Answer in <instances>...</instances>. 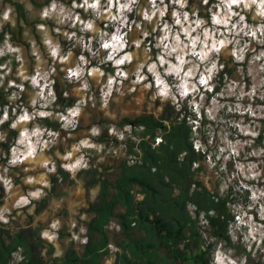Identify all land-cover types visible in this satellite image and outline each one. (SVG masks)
Listing matches in <instances>:
<instances>
[{
	"label": "clouds",
	"instance_id": "9594fccd",
	"mask_svg": "<svg viewBox=\"0 0 264 264\" xmlns=\"http://www.w3.org/2000/svg\"><path fill=\"white\" fill-rule=\"evenodd\" d=\"M200 4L207 6V18L201 16L202 9L197 4L192 5L191 11L186 10L189 8V0H80L79 3L72 0L71 6L61 0H51L39 15L42 20H53L56 27L49 29L46 24H37L36 28L43 34L42 44L52 63L48 64L36 40L30 38L31 55L37 62L32 74L28 72L24 50L20 46H13L11 35L5 33L3 46H0V58L6 55L14 56L19 64L17 78L21 81L19 84L14 80L8 81V88L19 90L13 91L8 99H19L20 93L25 91V83L35 90L30 99L31 112L23 105L11 108L16 119L12 121L10 128L15 130L19 127L20 131L15 144L10 148L8 167H4L0 174V184L4 186L6 198L15 195V185L7 175L9 167L35 162L41 164L47 173L57 172V165L52 157H45L43 154L46 149L58 144L61 134L40 123H33L38 118L59 121L63 130L74 131L89 102L93 108L96 106L92 80H95L99 87L102 109H107L110 102L119 104L123 97L131 96L138 88L150 91L154 89L150 100L162 101L158 112L163 111V102L170 101L176 112H181L186 106L192 114L187 116V124L192 128L191 143L197 153L205 155L210 172L216 169L219 163V170L214 175L220 180L221 196L227 193L229 187H232L234 192L249 193L247 205L242 201L227 205L235 217V221L229 222L228 225V235L233 244L240 241L252 252L253 257L256 256L253 244L256 250L264 251L261 248V245H264V223L257 222L256 219L258 216L259 221L264 222V159H261L264 157V146L253 147L261 134L260 130L264 128V125L259 123L264 121V103H256L257 100L264 101V0H215L210 6L209 0H200ZM25 7L32 11L31 4ZM77 9H83L88 18H83ZM13 13L14 8L6 5L0 16V30H3V22H11L15 27ZM133 14L139 19L130 18ZM169 16L170 19H166ZM98 22L103 23L104 27L101 28ZM65 27L77 31H67L64 30ZM52 32L63 35L72 46L65 51L60 41L51 35ZM134 32L139 35L130 36ZM89 33L92 35H87ZM29 35L27 31L24 33L25 37ZM149 37L152 39L149 40ZM77 47L80 49V55L73 62L74 49ZM153 49L156 50L155 58L152 55ZM84 53H88V56ZM228 57H231V64L227 63ZM222 58L224 63L221 62ZM92 60L97 63L92 65ZM134 61V69L130 70L128 66L133 65ZM57 63L65 65L60 69L65 73L63 79L78 84L79 87L75 91L82 94L73 106L64 108L62 112L51 110L57 100L54 91L56 81L53 79L57 75ZM11 64L12 60L9 59L0 65V87H3L6 77L12 73ZM108 64H111L114 73L102 67ZM233 66L239 79L230 78L224 72L226 67ZM222 72L224 75L221 87ZM125 81L129 82L127 86ZM217 87H221L219 92L215 91ZM8 88L5 89L6 92ZM64 96L67 97L68 93L65 92ZM140 99L133 97L136 103H140ZM151 107L149 104V110ZM9 108L10 105L3 107L0 125L9 121ZM106 115L110 119H116L112 112H107ZM245 117H248L247 121ZM205 118L210 123L204 124ZM184 119L185 114L181 113L180 120ZM30 123L31 128L28 127ZM163 123L171 130L168 121ZM107 128L109 135L120 141L126 139L125 133L132 131L130 125H125L123 131H119L115 124L107 125ZM137 130L144 131V128L140 126ZM201 130L207 136V144L203 142ZM101 133L102 127L93 125L84 138L71 146L70 151H66L63 156L59 151L56 152L57 157L67 161L60 167L69 172L72 178H75L79 171L90 167L85 149L95 150L97 153L105 150L103 143H95L89 138L99 137ZM6 137L7 133H0V142H5ZM161 143H164L163 135L158 134L153 147ZM124 147L126 146L122 144L121 148ZM112 151L111 148L108 149L109 154ZM77 153L79 155H76ZM187 155L186 151L182 152L179 159L182 161ZM230 160L234 165V171L231 173L227 167ZM103 161L104 156H101L98 163ZM132 163H135V158L129 157V164ZM192 167L195 171L200 164L193 162ZM24 170L27 172L30 169ZM155 171L153 168V172ZM221 173L225 175L221 177ZM43 179V176L40 180L27 176L24 182L32 185L40 183ZM209 179L211 177H205L204 182L205 186L210 188ZM233 181H238V185L233 184ZM77 184L80 185L77 192H80L82 183L77 181ZM50 186V182L44 181V187ZM190 191H196L195 184ZM98 192L99 186L91 190L93 200ZM45 195L42 188H36L28 191L26 195H20L12 207L23 208L31 204L32 200H39ZM34 207L33 205V209ZM187 209L195 218L196 206L189 203ZM10 215L11 209L7 203L0 207V222L8 224ZM207 215L215 216L216 212L210 210ZM199 222L204 227L209 225L204 212L200 213ZM72 227H75V222ZM59 228L60 221L54 220L50 229L41 233L42 238L49 242L57 241ZM80 233H86V229L82 227ZM203 235L209 243H216L215 237ZM72 238L82 244L88 242L86 236L80 240V236L75 233ZM225 244V241L216 243L211 264H247L246 255L236 256L235 249L226 248ZM109 247L113 251L118 250L111 244ZM22 251L20 249L12 254L15 260L23 259L20 255ZM61 255L57 245L55 256ZM108 264H111V261Z\"/></svg>",
	"mask_w": 264,
	"mask_h": 264
},
{
	"label": "trees",
	"instance_id": "16d2710c",
	"mask_svg": "<svg viewBox=\"0 0 264 264\" xmlns=\"http://www.w3.org/2000/svg\"><path fill=\"white\" fill-rule=\"evenodd\" d=\"M193 4L194 0H189L188 11H191ZM199 6L202 4L199 3ZM20 14L23 18L24 10ZM200 14L203 16L202 12ZM3 36L2 34L0 39ZM221 62L224 63L225 60L221 59ZM111 72L114 73V70ZM224 72L232 75L234 70L226 67ZM224 72L220 74V81L223 80ZM54 89L57 95L55 106H58L54 111L62 112L64 108L77 102L76 97H64L65 90H60L57 82ZM219 90L220 87L215 89L216 92ZM181 113L176 112L168 101L163 105L159 117L142 114L134 119L125 117L116 124L121 130L125 125H130L132 130L143 126L144 131H139L138 134L139 151H128L129 156H139L141 163L129 165L128 159L124 161L120 166V175L114 182L104 179L94 183V178L93 181H87V187L99 184V194L98 201L88 208L93 217L87 224L88 242L80 255L71 248L63 259L54 257L55 247L42 238L41 226L33 227L28 222L24 227L10 230L8 225L0 222V264H10L12 254L18 248L23 250L24 256V260L18 264H50L59 260H62V264H103L111 252L109 245L112 238L108 226L114 219L122 236L121 242L117 244L120 252L115 253L114 264H211L213 243L204 238L199 222L200 213L204 212L205 219L209 221L211 238L232 244L228 225L235 217L227 207L232 199L228 193L221 196L218 189L209 191L196 180L202 167L194 171L193 162H200L206 157L197 153L191 143L192 128L187 124V116L192 114H186L181 121ZM44 121L51 129L61 128L59 122L51 123L50 119ZM163 121L170 123L171 130ZM203 123L207 124L206 118ZM9 124L10 122L4 127L8 128ZM261 124L264 125V121ZM260 131L255 143L263 144L264 128ZM158 134L163 135L164 143L153 147ZM105 139H110L108 130L98 141ZM0 146L9 155L10 146L5 142H0ZM185 151L188 155L181 161L179 157ZM153 168L156 169L155 172ZM60 178L69 181L70 175L58 167L50 181L55 185ZM193 184L196 186L195 192L190 191ZM137 194L143 195V199L138 200ZM5 197V189L0 185V207ZM40 202L36 214L48 206V199ZM189 203L196 206L195 218L187 209ZM210 210H214L216 215H207Z\"/></svg>",
	"mask_w": 264,
	"mask_h": 264
},
{
	"label": "rangeland",
	"instance_id": "374dc122",
	"mask_svg": "<svg viewBox=\"0 0 264 264\" xmlns=\"http://www.w3.org/2000/svg\"><path fill=\"white\" fill-rule=\"evenodd\" d=\"M50 2H48V0H23V2H21V0H0V16H2L6 5H11L14 8L13 18L15 19V27L12 26L11 22H3V30H0V37L2 34L4 36L2 39H0V46H3L5 33L10 34L11 43L13 44V46H20L24 50V56L25 59L27 60L26 66L28 68L29 74H32L34 72L37 63L35 57L31 55V45L29 43L30 38H34L36 40L37 46L44 54V58L48 60V64L50 65L52 63L51 59L47 56L44 45L42 44L43 34L39 32L36 28L37 24H46L49 27V29L56 27L53 20H42L39 15L42 8L50 4ZM61 2L71 6L72 0H61ZM77 2L79 3L80 0H77ZM142 2H144V0H142ZM194 2L195 4L199 5L200 0H194ZM214 2L215 0H209V6ZM27 4L32 5V11H28L26 9L25 5ZM200 7L202 8L201 11L202 15L205 16V18H207L206 17L207 6L202 5ZM22 10H24V14H25L23 18H21V14H20ZM77 11L81 14L83 18L85 19L88 18V14H85L83 12V9H77ZM130 18L139 19V17H135L134 14ZM166 19H170V16L166 17ZM99 26L101 28L104 27L103 23H99ZM64 30L77 31V29H68L66 27ZM110 30L111 29H109V31ZM149 30H151L150 26H149ZM26 31L29 32L30 34L29 37L24 36V33ZM51 35L55 39H58L60 41L65 51H67L68 48L72 46L71 42L68 41L63 35L57 34L55 32H52ZM87 35L90 36L92 34L89 33ZM138 35L139 34L135 32L133 34H130V36L133 37ZM151 39L152 38L149 37V40ZM145 43L147 44L148 41H146ZM155 52L156 50L153 49L152 52L153 58H155ZM79 55H80V49L79 47H77L76 49H74L73 62H75L76 58ZM84 55L88 56V53H84ZM9 59L12 60V64L10 65L12 68V73L11 75L6 77L3 87H0V108L3 109L2 104H4L5 106L10 105L9 108L10 119L4 125H6L8 122H10L11 124L12 121L16 119V117L12 115L11 108L17 107V105H23L24 107L28 108L29 112L32 111L30 107V99L35 91L34 89L31 88L29 84L25 83V91L23 93H20L19 99L15 101H10L8 99V97L11 95L13 91H17V92L19 91L18 89L8 88V81L14 80L15 83L17 84L21 82L17 78V69L19 67V64L15 60L14 56H7L0 58V65L6 63ZM89 59H91V57H89ZM230 59L231 57H228L227 61H229ZM96 63H97L96 60H92V65H95ZM135 63L136 62L134 61L133 65L128 66L130 70L134 69ZM229 63L231 64V61H229ZM62 67H65V65H61L59 63L56 64L57 75L54 76L53 79H55V81L59 84L60 90H65V92L68 93L67 97L73 96L76 97L77 100L80 99L82 94L77 93L75 91V89L78 88L79 85L74 83H69L68 81L63 79L65 73L60 71ZM102 67H104L108 72L114 70L111 64ZM230 69H233L234 72L232 75H228V74L227 75L230 78L239 79V77L236 76L235 66L230 67ZM149 80H151V76H149ZM91 83L93 85V91L96 97L95 108H93L91 102H89L88 106L85 107L84 109V113L80 117V122L78 127L74 131H72L71 129H69V131H65L62 128H60L59 130L52 129L53 131L60 132L61 134L60 141L58 142L57 145L53 146L52 148L46 149L43 155L45 157H52V159L55 161L57 165V171H58V167H60L62 163H67V161H62L59 157H57L56 152L59 151L61 156H63L66 153V151H70L71 146L75 143H78L80 139L84 138V136L88 134L90 128L93 125H100L102 127V133H101L102 135L106 130H108L107 125L110 124L116 125L121 121V119L125 117L134 119L142 114H154L156 117H159L160 114L162 113L157 111L159 108H161L162 101L160 99H157L155 101L150 100L152 91H154V89L150 91V90H141L138 88L136 93H133L131 96L126 95L125 97H123L119 104L115 102H110L107 109H102L100 104L99 87L97 86L95 80H92ZM248 83L249 85L251 84L250 79L248 80ZM128 84L129 82L125 81V85L127 86ZM220 85L221 87L223 86V80L220 81ZM6 88H8L7 92L5 91ZM115 96L116 94L114 93V97ZM210 96L211 94H209V98ZM133 97L141 98L140 103H136L135 100H133ZM130 101L131 103H129ZM166 103L167 102H163V105ZM245 103H247V101H245ZM256 103L260 104V103H264V101L257 100ZM149 104L152 105L151 110H149ZM55 108H58V106H55L54 104L51 110ZM107 112L114 113L116 119L115 120L110 119L109 116L106 115ZM181 112L184 113L185 115L191 114L190 112H188L186 106L182 109ZM2 115H3V111L0 110V116ZM17 115H19V108H17ZM245 120L247 121L248 117H245ZM206 121L207 124L210 123L207 119ZM50 122L56 123L59 121L50 119ZM33 123H40L50 128L47 125V123L44 121V119L38 118V120ZM259 123H261V121ZM10 124L8 128H5L4 125H0V133H7L5 143L9 145L11 148L15 144L16 139L18 138L20 128L18 127L17 129L13 130L10 128ZM28 127L31 128L32 124L30 123ZM117 129L119 131H123L119 128ZM11 130H13L14 132H11ZM69 132H71V135H69ZM131 132L132 133H125L126 139L124 141H120L115 136H110V135H109L110 139L109 140L105 139L104 141H98V138L101 137V135L99 137H89L95 143H103L105 145V150L101 153H97L95 150L85 149L84 151L87 153V158L89 159L90 167L87 170L79 171L76 174L75 178H72V175L68 172L70 175L69 181H64L60 178L57 184L55 185L52 184L50 181L51 176L55 175L56 173L55 174L47 173V170L43 168L41 164L35 162L32 163L25 162L24 164L19 166L9 167V171L7 175L11 177L13 180V183L15 185L13 192L15 193V195H12L10 198L5 197L4 203L1 206L4 207L5 204L7 203V205L11 209V215L9 216V223L6 224L8 225V228L10 230L19 229L21 227L26 226V224L30 222L32 223L33 227L41 226V233H42L45 229H50V225L54 220H59L60 228L57 232L58 240L55 242H49L48 240L45 239L46 243H51L54 245L55 253L57 251V245H58L62 255L57 257L55 256L54 253V257L63 259L67 251L70 248H72L73 245H74V249L80 255L83 252L85 244L80 243L79 240H74L72 238L73 233L80 236V240H82L85 237V235L87 234V224L89 220L93 217V214L88 212V208L91 204L96 203L98 201V195L95 197V200L92 199L91 190L96 186H99V184H94L93 186L87 187L88 185L87 181H93V178L96 179L94 180V183L97 180L99 181L104 179H109L112 182L116 180V178L120 175L121 164L130 157L128 151L132 149L136 150L140 142V136L138 135L139 131L135 129L132 130ZM201 136H203V142L207 144V136L203 134V131ZM133 137H135L136 139H133ZM241 138L245 139V137H241ZM122 144L125 145L126 147L121 148ZM257 146H264V142L263 144L255 143L253 145V147H257ZM109 148L113 150L111 154H109L108 152ZM245 151H251V149H245ZM76 155H79V153H77ZM10 156L11 153L7 155L5 148L0 146V174H2L4 167H8V159L10 158ZM101 156H104V161L98 163ZM242 158H243V154L241 156V159ZM5 159L6 162H4ZM213 159H215V157H213ZM251 159L254 160L255 158H251ZM261 159H264V157H261ZM205 161L206 158L198 162L202 167V170L200 173L197 174L196 180L201 182L205 186L204 178L211 177V179L208 180V184L210 185V188L206 186L205 187L209 191H215L216 189H218L219 191L220 180L216 178V176L214 175V173L219 170V163L217 164V168L213 169L210 172ZM140 163H141V159H140ZM227 167L229 173L234 171V165L231 160L228 162ZM262 167H264V165H262ZM25 168H28L30 170L26 172L24 170ZM220 175L221 177H223L225 174L221 173ZM27 176L36 177L37 180H40V178L43 176L44 179L40 183L29 185L24 182L25 177ZM44 181L50 182L51 186L44 187ZM77 181H80L82 183V190L80 192H77V188L80 187V185L77 184ZM238 183H239L238 181H233V184L238 185ZM245 183H255V182L245 181ZM0 185L4 187L3 184ZM36 188H42L44 193H46V195L39 200H32L31 204L23 208L16 209L12 207V205L15 203V200L18 199L20 195H26L28 191L35 190ZM175 193H178V191H175ZM227 193L231 195L232 204L242 201L245 205H247L249 202L248 201L249 193L246 191L243 192V194H241L239 192H234L233 188L229 187ZM42 199H48V206L41 213L36 214L35 212L40 207L41 205L40 201ZM33 205L35 206L34 209H33ZM29 209H33V210L30 212ZM253 215L255 216V213H253ZM256 219L257 222L264 223L262 221H259L258 216H256ZM73 222H75L74 228L72 227ZM115 222H116L115 219L112 220V222L108 226L112 234L111 244L114 247H115V243L118 242V236H119L116 232ZM82 227L86 229V233L83 234L80 233V229ZM200 228L203 234H206L209 238H211L209 226L204 227L200 224ZM65 237H67L69 240L71 239L72 242H70L68 245L63 244L62 241ZM220 241H224V240H216V243H219ZM216 243H213L212 253L216 248ZM231 243L232 244H228L226 242L225 247L235 249L236 256L246 255L248 257L247 264H264V251L256 250L255 244H253V251L256 252V256L253 257L252 252H249L247 248L244 247V245L240 241H238L235 244H233V242L231 241ZM261 248L264 249V245H261ZM116 252L112 250L110 254L105 258L103 264H108L109 261H111V264H114ZM211 261H212V254H211ZM50 264H62V260L51 262Z\"/></svg>",
	"mask_w": 264,
	"mask_h": 264
},
{
	"label": "built area",
	"instance_id": "2783aa9c",
	"mask_svg": "<svg viewBox=\"0 0 264 264\" xmlns=\"http://www.w3.org/2000/svg\"><path fill=\"white\" fill-rule=\"evenodd\" d=\"M8 55H6V56H4V57H7ZM155 143H156V139H155ZM155 145V144H154ZM130 157H134L135 158V163H132V164H129V158H128V164L129 165H135L136 163H140V159H139V157H137V156H130ZM141 197H142V199H143V195H141V194H137V199L138 200H142L141 199ZM8 220H9V217H8ZM2 223V222H1ZM4 224V223H3ZM86 236V235H85ZM87 237V236H86ZM85 238V237H84ZM83 238V239H84ZM82 239V240H83ZM87 241H88V238H87ZM110 248V247H109ZM21 248H18L15 252H17L18 250H20ZM118 251V250H117ZM14 252V253H15ZM116 252V251H115ZM20 255H22L23 256V251L22 252H20ZM12 257H13V255H12ZM24 260V256H23V259L22 260H20V261H17V260H15L14 259V257H13V259L11 260V262H10V264H18V263H21L22 261Z\"/></svg>",
	"mask_w": 264,
	"mask_h": 264
},
{
	"label": "crops",
	"instance_id": "0c3cea01",
	"mask_svg": "<svg viewBox=\"0 0 264 264\" xmlns=\"http://www.w3.org/2000/svg\"><path fill=\"white\" fill-rule=\"evenodd\" d=\"M116 223V222H115ZM117 229H119V230H117ZM116 232H117V234L119 235L118 236V242H116L115 243V247L118 249V251L120 252V249H119V247L117 246V244L118 243H120L121 242V240H122V236L120 235V228H119V226L117 225V223H116ZM111 236H112V234H111ZM70 242H72L71 241V239L69 240L67 237H65L64 239H63V241H62V243L63 244H69ZM112 245V244H111ZM71 249V248H70ZM72 249H74V245L72 246ZM112 251V250H111Z\"/></svg>",
	"mask_w": 264,
	"mask_h": 264
}]
</instances>
